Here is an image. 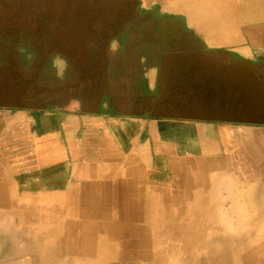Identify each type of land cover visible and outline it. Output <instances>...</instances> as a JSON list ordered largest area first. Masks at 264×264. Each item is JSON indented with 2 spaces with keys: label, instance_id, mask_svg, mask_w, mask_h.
Returning a JSON list of instances; mask_svg holds the SVG:
<instances>
[{
  "label": "crops",
  "instance_id": "obj_1",
  "mask_svg": "<svg viewBox=\"0 0 264 264\" xmlns=\"http://www.w3.org/2000/svg\"><path fill=\"white\" fill-rule=\"evenodd\" d=\"M241 6L189 0L185 12L137 16V35L92 64L112 72L97 113L0 116V215L42 231L28 246L76 261L83 229L113 215L153 229L163 214L209 223L229 204L264 229V13ZM4 144L25 153L2 162ZM0 264H19L17 249Z\"/></svg>",
  "mask_w": 264,
  "mask_h": 264
},
{
  "label": "rangeland",
  "instance_id": "obj_2",
  "mask_svg": "<svg viewBox=\"0 0 264 264\" xmlns=\"http://www.w3.org/2000/svg\"><path fill=\"white\" fill-rule=\"evenodd\" d=\"M188 2L0 0V116L11 117L21 111L97 113L100 106L94 101L98 98L97 91L105 87L107 74L112 72L91 70L92 64L106 57L114 43L122 46L123 39L137 35V16L185 12L190 9ZM263 5L258 0H242V13H264ZM57 67L62 69H55ZM3 122L6 121L2 117L0 125ZM6 146L9 149L1 151L2 162L14 161L17 155L25 153ZM230 205L223 215L211 216L209 223H206L208 217L195 215L193 229H199L201 234L197 241L200 245L203 242L204 248L195 246L190 254L185 253L182 240L168 230H159L158 240L153 242L150 238L149 241V244L154 243L149 247L150 253L158 255V259L149 263L131 255L139 252L138 245L144 240L129 238L137 248L128 249L125 243L129 240L124 236L118 246L124 244L120 247L123 257L118 255L114 260L91 257L95 249L87 247L90 241L83 239L79 242L81 258L62 262L54 253L47 254L45 247L28 246L33 239H42V231L31 230L26 223L27 216L9 213L0 215L3 228L0 240L2 244L18 240V246H0V254H10L17 249L19 264H264V246H261L264 229L256 230L260 221L252 215L235 213L239 209ZM175 216H160V226L168 229ZM105 233L99 231L95 240L100 242ZM90 234L93 231H87L86 235ZM33 250L38 262L30 263Z\"/></svg>",
  "mask_w": 264,
  "mask_h": 264
},
{
  "label": "bare ground",
  "instance_id": "obj_3",
  "mask_svg": "<svg viewBox=\"0 0 264 264\" xmlns=\"http://www.w3.org/2000/svg\"><path fill=\"white\" fill-rule=\"evenodd\" d=\"M42 215L40 216L42 220H43V217H47V215L46 216L45 215L42 216ZM195 215L196 214H190V213L188 214V212H186L184 214H178L177 216H175L174 221H172L171 224H168V226H169L168 229H167V227H161L160 225H159V227L152 229L151 224L149 222H147V223L144 222V223H142L143 225L141 226L140 222L143 221L142 220L143 216L139 217L138 215H125V216L113 215L112 217L108 218V220H109L108 225H100L101 229L97 230V231L93 230V234L86 235L87 230L83 229V231L81 233L82 234L81 241H83V239L90 241V244H88L87 247L92 248V250L95 249V251L93 250V252L90 253L91 257H94L95 255H97L98 257H102L103 259L104 258L106 259L108 257L110 260H114L115 257H117L118 255L122 256L120 254V252H121L120 247L123 248L124 244L118 248V246L121 243V241H120L121 237L124 236L126 239L129 240L128 243L127 242L125 243L126 247L128 249L137 248L132 242H130V241H132L131 239L144 240L145 243L143 242V243H140L138 245L137 249H140L139 252H138V250L134 251L133 253H131V255H134L137 258L139 257L140 260L149 263L152 261H157V259H158V257H157L158 255H152V253H150L151 251H150L149 247L152 244V243L149 244L150 238H152L153 242H156L158 240V234L160 233L159 230H168L169 232H171L173 234V236L175 238H178V239L183 241V247L185 249V253L190 254L191 251H193V249H194L193 247H195V246H200V248H204V246H201V245H204L203 242H201L202 244L200 245L197 241V240H200V234L201 233L199 232V229H198V231H194L195 229H193L194 217H196ZM123 217L128 218V221H122L121 223H119L118 219H121V218L124 219ZM200 217H199V220H200ZM92 218H93V216H92ZM158 221H159V219H158ZM202 221H205V220H202ZM165 222H166V220H165ZM91 226H93V225H91ZM156 226H158V225H156ZM93 227H95V226H93ZM148 227H150V228H148ZM99 231L106 232L105 233L106 235H104V237L101 239L100 242L95 240V236ZM78 234H79V232H78ZM129 238H131V239H129ZM62 243L63 242L61 240L60 244L62 245ZM152 245H154V243ZM61 247H64V246H61ZM255 255H257V254H255ZM98 257H96V258H98ZM136 257H135V259H136ZM132 258H134V257H132ZM187 260L190 261L189 259H187ZM255 263H256V261H255Z\"/></svg>",
  "mask_w": 264,
  "mask_h": 264
}]
</instances>
